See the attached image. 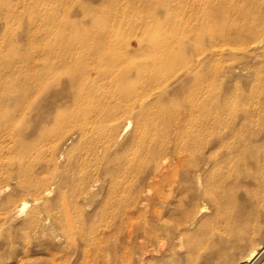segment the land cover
<instances>
[{"label":"rangeland","instance_id":"obj_1","mask_svg":"<svg viewBox=\"0 0 264 264\" xmlns=\"http://www.w3.org/2000/svg\"><path fill=\"white\" fill-rule=\"evenodd\" d=\"M6 122L0 264H216L207 184L264 146V0H0Z\"/></svg>","mask_w":264,"mask_h":264},{"label":"bare ground","instance_id":"obj_2","mask_svg":"<svg viewBox=\"0 0 264 264\" xmlns=\"http://www.w3.org/2000/svg\"><path fill=\"white\" fill-rule=\"evenodd\" d=\"M212 17L211 19L214 18ZM227 19L228 17L224 12L219 23L223 28L227 25ZM214 24L219 25L215 22ZM46 85V81H41L36 75L30 79V86L32 88L31 93L35 92L36 96H40L44 93ZM63 90H66V88L63 85H59L57 92L53 94L55 102L62 100V98L66 101L68 100V96L63 97L61 94ZM49 101V95H45L40 102L47 103ZM59 110L61 111V108L58 109V114L61 113ZM14 126V123H5L0 134V153L3 150L1 143L6 138L14 147H19L21 143L20 136L11 134L12 130H6L8 127L14 128ZM3 131L8 132L2 134ZM263 136L264 127L262 128L261 125H256L254 133L255 141H259ZM244 157L247 160L246 165L249 166V168L251 167L249 170H234L227 176H220L217 180L207 184L211 191L212 189L216 191L212 193L214 194L213 198L209 199V203L215 208V216L206 218L204 222L223 224V230L226 234L225 239L221 238V242H225L227 247L223 256L219 258L216 264H241V262L245 263L251 260H253L255 264H264V146H254L252 157L247 155H244ZM197 182L200 183V179H198ZM240 189H245L242 191L244 193L241 194L251 196L250 198L253 203L251 207L249 203L244 205L242 202ZM255 189L261 193L258 195L254 194L253 190ZM19 208L20 209L16 212L17 214L23 213L27 208V204L23 203ZM207 211L208 208L206 204L199 207V214L206 213ZM246 219H250L251 222L247 224L241 222ZM175 234H177V237L180 239L181 237H185L184 239H186L187 234ZM164 237L163 235L162 240ZM181 245H183L182 242ZM164 246L165 243H163V247ZM183 247H185L189 253L193 252V247L190 244L188 245L184 242Z\"/></svg>","mask_w":264,"mask_h":264}]
</instances>
